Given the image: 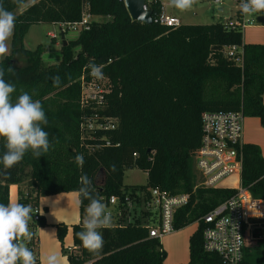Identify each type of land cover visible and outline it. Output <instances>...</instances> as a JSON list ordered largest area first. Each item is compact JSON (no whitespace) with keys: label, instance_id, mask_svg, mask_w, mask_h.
<instances>
[{"label":"trees","instance_id":"trees-1","mask_svg":"<svg viewBox=\"0 0 264 264\" xmlns=\"http://www.w3.org/2000/svg\"><path fill=\"white\" fill-rule=\"evenodd\" d=\"M27 1L3 0V4L13 12ZM160 5H153V15ZM85 13L93 17L89 29L63 44L58 65L43 62L42 46L24 47L32 25L71 24ZM15 16L11 55L0 58V68L16 87L13 101L27 92L42 103L48 120L43 127L52 146L39 158L29 151L11 169L0 164V203H9L12 184L26 183L37 196L79 193L82 174L92 180L93 195L105 203L112 196L123 197L125 172L138 168L148 176L141 190L190 194L174 216L175 231L198 224L184 264H221L217 254L203 248L202 218L236 190L195 188L192 163L201 146L204 112L241 111L245 117H258L264 127V44L244 43L243 31L228 30L220 23L167 28L133 21L123 0H38ZM233 46L243 48L240 65L224 52ZM17 54L26 64L16 65ZM90 62L100 65L109 81L102 104L82 100V78H92L86 68ZM9 67L14 71L9 73ZM54 76L60 77L59 86H53ZM95 114L114 119L115 128L88 130L83 125ZM4 150L0 138V154ZM77 154L84 156L82 169L75 163ZM243 156L242 185L253 196L264 198V158L259 147L245 143ZM100 172L105 176L101 186ZM30 199L20 192L18 203L28 205ZM88 203L87 199L80 203L81 216ZM46 225L44 216L29 222L32 230ZM56 228L63 245L68 226ZM71 228L78 250L69 253L70 264L164 263L161 241L150 237L148 226L100 229L105 243L97 256L79 239L83 225ZM35 242L37 238L29 242L31 250Z\"/></svg>","mask_w":264,"mask_h":264},{"label":"built area","instance_id":"built-area-1","mask_svg":"<svg viewBox=\"0 0 264 264\" xmlns=\"http://www.w3.org/2000/svg\"><path fill=\"white\" fill-rule=\"evenodd\" d=\"M212 1L215 5H221L224 0ZM158 2L161 5L155 15L152 14L153 23L167 28L183 25L178 17L168 14L160 0H146L144 10H152L153 5ZM233 4L236 6L235 20L228 19L223 23L226 29L243 31L247 28L264 27V11L246 17L240 11V0H233ZM92 19L90 14L85 13L81 21L68 25L74 29L79 26L87 30ZM224 52L237 65L242 64V47H227ZM103 83L107 86H103ZM81 87L83 101L96 100L98 104H102L104 95L109 91V81L105 76L103 79L92 77L89 81L83 77ZM245 118L241 111L202 114V141L193 159L198 169L195 188H218V183L233 173L241 175L242 183ZM83 126L91 131L108 130L115 128V120L95 114ZM105 144L109 145V142ZM151 199L156 201L159 208V225L148 226L149 235L161 241L166 235L175 232V213L188 203L190 194L171 195L159 189H151L148 207ZM129 201L126 196H112L108 202L121 207L129 204ZM33 214L34 220L42 216L39 208ZM202 221L203 248L208 253L217 254L221 264H264V248H260L258 244H264V198L253 196L250 189L242 185L233 196L205 214ZM258 256H261V260H258Z\"/></svg>","mask_w":264,"mask_h":264},{"label":"clouds","instance_id":"clouds-1","mask_svg":"<svg viewBox=\"0 0 264 264\" xmlns=\"http://www.w3.org/2000/svg\"><path fill=\"white\" fill-rule=\"evenodd\" d=\"M21 0H17L20 3ZM196 0H169V6L179 11H186L193 7ZM240 11L250 16L264 11V0H240ZM16 16L4 7L0 0V58L9 52L8 41L13 36ZM90 75L96 79H103L102 67L94 62L87 66ZM14 70L9 67L8 72ZM53 86H59V76L51 78ZM16 91L13 83L5 79V70L0 68V138L4 140V151L0 154V164L4 169H11L21 162L26 153L31 151L36 158L47 153L52 146L49 133L43 126L48 120L39 100H33L27 92H22L13 101L12 94ZM75 163L81 169L85 163L83 154L75 156ZM115 171V165L112 166ZM81 196L89 201L86 215L82 219V230L78 233L85 249L99 252L104 246V237L100 229H107L112 224V213L105 203L92 193V180L87 174L79 178ZM31 205L21 203H0V264H37L36 254L27 246L33 239L34 233L29 228L33 219ZM43 214V213H42ZM43 264H61L60 256L49 254L43 259Z\"/></svg>","mask_w":264,"mask_h":264},{"label":"rangeland","instance_id":"rangeland-1","mask_svg":"<svg viewBox=\"0 0 264 264\" xmlns=\"http://www.w3.org/2000/svg\"><path fill=\"white\" fill-rule=\"evenodd\" d=\"M38 0H29L24 3L21 7L13 11L14 15H17L24 11L31 4L37 2ZM166 7L168 14L178 17L182 24L184 25H211V24H223L226 23L228 19L232 21L235 20L236 15V6L233 4V0H224L221 5H215L212 0H196V3L193 7L186 11H179L173 7L169 6V0H160ZM97 21H103L105 18L95 17ZM83 29L81 27L71 28L68 24L64 23H38L32 25L28 32L26 33L24 39V47L26 49L34 50L38 46H42L44 52L42 54L43 62L46 65H58L62 60V46L64 41L70 42L75 41L79 37ZM264 33V29H258L256 27L247 28L243 30V38L246 43H252L255 39ZM54 35L55 37H52ZM64 36V41L62 39ZM11 39L8 41L9 52L7 57L11 55ZM77 51V50H76ZM76 55V52L74 53ZM3 57V58H4ZM27 60L17 54L15 56V63L18 66L26 64ZM107 86L106 83H103V86ZM192 171L197 176L198 169L196 168L195 162L192 163ZM105 179L104 173L100 172L97 176V184L102 185ZM148 182L147 173L138 168H134L125 172L124 175V190L123 196L129 198V204L127 203L121 207H115V205H110L105 203L108 210L112 213V227L121 226V225H141V226H158L159 225V208L156 204V201L151 199L150 206L148 207L150 200V191L141 190L140 187L146 185ZM23 190L28 191L29 189L26 186V183H23ZM242 186L241 175L237 173L230 174L223 178L217 185L218 188L230 189V190H239ZM31 192V191H30ZM27 193V192H26ZM252 194V192H251ZM253 195V194H252ZM42 197V196H39ZM141 198V200H139ZM10 202V200H9ZM15 203H18L16 201ZM33 205V204H28ZM40 207L38 202L37 205H34L32 209ZM85 207L83 213L86 215ZM41 213H45L42 208ZM43 215V214H42ZM83 216V218H84ZM64 225V224H61ZM48 226V225H46ZM42 226V227H46ZM51 227H57V225H49ZM189 230L183 232L182 235L188 234L189 231L194 232L197 230V223H193L187 226ZM38 229V228H37ZM37 229L30 230L34 233L33 238L36 241L37 238ZM176 232H173L170 235H166L164 239L161 240L162 250L165 251V258L163 264H171L175 259L174 249L179 246H184L185 243L189 244V240H185L184 243H179V241L174 242L172 235H175ZM58 236V235H57ZM171 236V237H170ZM264 237V233H263ZM36 243V242H35ZM29 244V242H28ZM260 248H264L263 243H258ZM36 244H34L32 251L36 254ZM62 247V252L68 258L69 250L65 248L64 244H60ZM29 246V245H27ZM189 250V245H187ZM98 252L94 253V256H97ZM258 260H261V256H258ZM174 264V262H173ZM182 264V263H180Z\"/></svg>","mask_w":264,"mask_h":264},{"label":"crops","instance_id":"crops-1","mask_svg":"<svg viewBox=\"0 0 264 264\" xmlns=\"http://www.w3.org/2000/svg\"><path fill=\"white\" fill-rule=\"evenodd\" d=\"M256 28L264 29V27H256ZM244 43L246 42L244 41ZM252 43L264 44V33H262V35H259ZM263 101H264V94H263ZM243 140L244 143L256 144L259 147L261 154L264 158V127L261 125L260 119L258 117L245 118ZM27 190L28 191L23 190L22 184L10 185V202L15 203L16 201H19L20 192H23L28 196L30 195L31 197L30 203L33 204L32 207L34 205H37L38 202L40 207L37 208H39L41 211L42 208L44 209L45 213H43L42 216L45 217L48 226L38 227L37 229V234H38L37 245H36L37 248L36 256L38 260L37 264H43V259L46 258L51 253H56L57 255L60 256L61 264H70L68 258L66 257V254L64 255V252H62V247L60 245L61 242L59 241L57 236V228L51 227L49 225H54V226L61 224L67 225L68 231L64 238V246L65 248H68L69 253L78 250L75 249V247L77 246L74 245L73 232L71 226L76 224L78 225L82 224V219L84 216V213L81 216V212H80L79 193L74 191V192H64L55 195L39 197L37 196V192L34 189L30 188ZM139 200H141V198ZM35 209H33V211ZM121 226H125V225H121ZM186 230H189V228L186 227L179 231H175L176 234L170 237L174 239V242L179 241V243H184L185 240L187 239L189 240L191 235L195 232V231L194 232L189 231L188 234L186 233L185 235H182L183 232H185ZM187 245L189 244L185 243L184 246H179L178 248L174 249L173 256H175V259L172 261L171 264H173V262L174 264H180V263L184 264L189 261V250Z\"/></svg>","mask_w":264,"mask_h":264},{"label":"water","instance_id":"water-1","mask_svg":"<svg viewBox=\"0 0 264 264\" xmlns=\"http://www.w3.org/2000/svg\"><path fill=\"white\" fill-rule=\"evenodd\" d=\"M125 3V6L127 8V11L133 21H138L145 24H152V14L153 11L151 9L144 10V5L146 0H123ZM260 21H262V18H260ZM63 41L64 36H62ZM64 45H67V42L64 41Z\"/></svg>","mask_w":264,"mask_h":264}]
</instances>
